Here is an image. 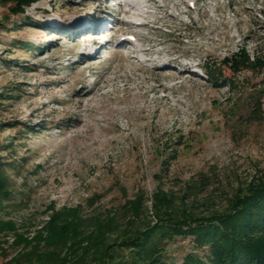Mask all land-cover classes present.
I'll use <instances>...</instances> for the list:
<instances>
[{"label":"rangeland","instance_id":"rangeland-1","mask_svg":"<svg viewBox=\"0 0 264 264\" xmlns=\"http://www.w3.org/2000/svg\"><path fill=\"white\" fill-rule=\"evenodd\" d=\"M136 2L145 24L132 27L106 0H37L16 15L0 3V161L13 196L0 220L14 228L0 231V264H18L25 239L63 208L87 232L141 196L140 216L110 227L106 248L143 226L155 193L210 216L264 181V67L238 72L234 90L204 74L238 47L264 54V0ZM255 99L262 119L245 121ZM190 243L170 242L175 260Z\"/></svg>","mask_w":264,"mask_h":264},{"label":"trees","instance_id":"trees-1","mask_svg":"<svg viewBox=\"0 0 264 264\" xmlns=\"http://www.w3.org/2000/svg\"><path fill=\"white\" fill-rule=\"evenodd\" d=\"M35 1L0 0V3L7 5L11 15H16L23 14L25 7ZM26 46L27 50L34 48L31 43ZM223 67L231 74L226 75ZM263 67V53H250L241 46L219 62L205 64L204 74L213 86L227 85L234 90L238 86L235 78L238 72ZM262 113V102L255 99L244 120H260ZM29 128L26 125L22 130L27 133ZM2 164L0 161V209L4 202L13 199ZM139 198L128 199L117 214L99 217L87 232L82 229L86 226L82 225L77 209L54 212L31 240L25 239L29 248L19 254L18 264H264V181L253 182L246 192L233 194L224 209L210 216L172 209L171 198L155 193L147 210L151 216L148 214L143 226L135 227L130 234L125 232L124 238L105 248L103 235L110 227L121 222L131 227L140 216L143 198ZM5 227L14 229L10 221L0 220V231ZM178 236H189L191 242L179 261L171 255L169 247Z\"/></svg>","mask_w":264,"mask_h":264},{"label":"bare ground","instance_id":"bare-ground-1","mask_svg":"<svg viewBox=\"0 0 264 264\" xmlns=\"http://www.w3.org/2000/svg\"><path fill=\"white\" fill-rule=\"evenodd\" d=\"M124 1H126V3H125V6H123V5H121V3H120V1H117V4H118V6H120V7H123L124 8V13L125 14H127L128 16H130V17H132L134 20H132V21H128V25L129 26H141V25H143V24H145V22H141V21H139V20H137V16L138 15H142V13L139 11V6H137V0H124ZM163 2H162V4H160V5H157V7L159 8V7H165V2H166V0H162ZM185 2V0H181V2H174V4H176V6H180L181 4H183ZM143 5L145 6V7H151V6H154L155 5V0H143ZM185 4V3H184ZM147 11V10H146ZM188 13V10L187 9H184V10H181V11H179L178 13H177V16H179V15H181V14H187ZM204 37H206V36H204ZM117 44H119V45H128L129 44V42L127 41V39L126 38H120L119 40H118V43ZM159 44H161V43H159ZM147 48H141L140 50H142V51H145ZM132 52H134L135 53V56L137 57V52H136V50H133L132 49ZM154 54H158V58L160 59V54H162V52L161 51H155L154 52ZM155 58V59H158V58ZM154 59V60H155ZM146 60V59H145ZM144 60V61H145ZM147 60H151V59H147ZM159 63L157 64V65H159L161 68L163 67V68H165V66H167V63L166 62H161V60H159L158 61ZM187 66V65H186ZM188 66H189V64H188ZM187 66V67H188ZM189 68V67H188ZM186 69V68H185Z\"/></svg>","mask_w":264,"mask_h":264}]
</instances>
